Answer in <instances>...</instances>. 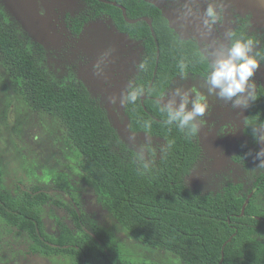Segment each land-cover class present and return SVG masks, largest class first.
Listing matches in <instances>:
<instances>
[{
    "label": "rangeland",
    "instance_id": "obj_1",
    "mask_svg": "<svg viewBox=\"0 0 264 264\" xmlns=\"http://www.w3.org/2000/svg\"><path fill=\"white\" fill-rule=\"evenodd\" d=\"M159 6L171 26L181 37L197 40L202 53L221 44L229 45V31L244 23L260 45L264 42V0H207L227 6V16L212 26L211 32L202 25L208 2L193 9V0H151ZM199 1L204 0H197ZM87 11L84 0H0L1 19L12 26L30 45L44 49L46 71L56 85L82 83L103 108L120 140L133 153L123 152L124 159L155 165L165 146L163 139L130 129L121 94L133 84L143 56L142 43L119 32L107 15L85 23L75 34L68 17ZM215 42V43H214ZM211 50V49H210ZM254 50V48H253ZM205 78V77H204ZM204 78L186 75L174 79L163 95L177 87L197 88L206 96L209 109L206 121L197 133L201 155L185 178V183L201 193H218L228 183L240 182L248 191L256 176L264 172L254 159L264 148L243 134L247 108H233L231 102L209 94ZM255 88L264 86V62L255 73ZM254 88V90H255ZM22 85L3 64L0 55V176L1 188L19 196L34 186L41 187L50 201L40 207L46 231L58 236L62 226L76 234L104 232L106 243L96 239L88 264H101L104 256L114 262H146L179 264L185 262L175 253L152 247L137 240L99 201L98 194L84 179L81 169L83 156L67 136L63 122L46 112L32 108L23 98ZM115 97L116 102L110 103ZM191 105H189V108ZM251 151L250 155H247ZM254 204L264 211V195L254 194ZM81 220V228L77 219ZM264 242V228L258 233ZM0 264H73L61 254H45L23 231L8 224L0 215Z\"/></svg>",
    "mask_w": 264,
    "mask_h": 264
},
{
    "label": "trees",
    "instance_id": "obj_2",
    "mask_svg": "<svg viewBox=\"0 0 264 264\" xmlns=\"http://www.w3.org/2000/svg\"><path fill=\"white\" fill-rule=\"evenodd\" d=\"M84 1L87 11L68 17L73 33L78 34L90 19L107 15L119 32L143 45L139 69L129 89H142V95L134 104L125 102V113L132 131L164 140L159 159L155 165L132 156L124 159L123 152L133 153L87 88L82 83H53L45 68L43 47L20 38L3 22L0 12V55L10 75L20 81L24 100L63 122L68 138L83 156L84 179L102 206L137 240L170 250L185 264H264V242L258 239L264 211L251 197L241 212L249 193L264 195V172L256 176L248 191L240 182L228 183L218 193L191 189L185 178L201 155L198 131L189 135L175 124L168 125L167 114L160 110V97L181 76V62L186 65V75L207 76L209 60L202 59L206 56L198 42L181 37L162 9L150 0ZM231 33L233 41L251 38L255 44L243 25ZM256 52L263 56L264 43ZM254 95L244 125L245 135L252 140L253 128L264 124V86H257ZM48 201L50 196L39 186L19 196L9 194L1 188L0 176V215L5 221L27 233L36 251L68 256L73 264H88L94 241L106 243L108 235L98 231L95 235L76 234L62 226L60 234L53 236L46 231L40 213ZM81 224L77 219L78 228ZM101 264L151 263L114 262L104 256Z\"/></svg>",
    "mask_w": 264,
    "mask_h": 264
},
{
    "label": "clouds",
    "instance_id": "obj_3",
    "mask_svg": "<svg viewBox=\"0 0 264 264\" xmlns=\"http://www.w3.org/2000/svg\"><path fill=\"white\" fill-rule=\"evenodd\" d=\"M222 12V5L209 3L204 9L203 27L211 32L212 26L221 19ZM191 14L192 9L188 8L185 15ZM228 35L231 38L232 33L229 32ZM253 47L251 38L234 41L230 39L226 48L222 44L215 49H212L211 45L205 47V51L213 57L208 64L209 72L204 78L209 94H215L222 101L231 102L233 108H247L249 101H255L253 77L264 62V56H261L259 52L253 54ZM207 58L202 57V59ZM179 67L181 79H185L186 65L181 62ZM140 95H142V89L122 93L121 104L124 102L134 104ZM115 102V97L111 98L110 103ZM189 105H191L190 108ZM208 109L206 96L195 87L187 90L177 87L168 94L166 100L164 97L161 98L160 110L167 114L166 123L175 124L178 130L186 131L189 135H195L199 128L205 125L206 121L202 118ZM253 138L256 143L264 144V124L253 128ZM250 154L251 151L247 155ZM254 159L258 161V168H264V148L256 151ZM175 264H179V261L177 260Z\"/></svg>",
    "mask_w": 264,
    "mask_h": 264
},
{
    "label": "flooded vegetation",
    "instance_id": "obj_4",
    "mask_svg": "<svg viewBox=\"0 0 264 264\" xmlns=\"http://www.w3.org/2000/svg\"><path fill=\"white\" fill-rule=\"evenodd\" d=\"M151 1V0H150ZM202 2H208V3H212V4H217V3H215V2H213V1H207V0H204V1H199L198 3H197V0H193V11H194V13H195V9L194 8H197V6H198V4L199 3H202ZM229 8L227 7V6H223V11L225 12V18H226V14H227V10H228ZM163 12V11H162ZM85 25V24H84ZM239 25H243L244 27H245V29H246V26L244 25V23H242V21H240V23H237L236 24V26L235 27H237V26H239ZM173 27V26H172ZM235 27H233L229 32H231ZM174 28V27H173ZM175 29V28H174ZM246 31L248 32V30L246 29ZM178 33V32H177ZM249 33V32H248ZM250 35H252L251 33H249ZM253 36V35H252ZM254 37V36H253ZM184 38H186V37H184ZM188 38V37H187ZM255 38V37H254ZM194 39V38H193ZM196 40V39H195ZM197 41V40H196ZM229 43H230V37H229ZM264 42H262L260 45H258V42H257V39L255 38V44H254V50H253V54H255V52H256V49L257 48H259L262 44H263ZM199 45V44H198ZM263 56H264V54H263ZM196 76H199V75H196ZM199 77H202V76H199ZM202 78H204V77H202ZM259 86H262V85H259ZM257 88V87H256ZM255 88V89H256ZM243 134L245 135V133H244V129H243ZM245 136H248V135H245ZM249 137V136H248ZM255 180V179H254ZM235 183V182H234ZM253 187V185L251 186V188ZM250 189V188H249ZM251 197H254V192H252V193H249L248 194V196H247V198H249V200H250V198ZM246 198V199H247ZM249 200H248V202H249ZM264 228V227H263ZM262 228V229H263ZM262 231V230H261ZM261 231L259 232V234L261 233ZM259 237V236H258ZM260 239V238H259ZM263 241V240H262Z\"/></svg>",
    "mask_w": 264,
    "mask_h": 264
},
{
    "label": "water",
    "instance_id": "obj_5",
    "mask_svg": "<svg viewBox=\"0 0 264 264\" xmlns=\"http://www.w3.org/2000/svg\"><path fill=\"white\" fill-rule=\"evenodd\" d=\"M248 200H249V198H247L246 200H245V202H244V204H243V206H242V214H243V212H244V209H245V207H246V204L248 203ZM231 239V237L224 243V245L229 241ZM223 245V246H224ZM222 258H223V249H222Z\"/></svg>",
    "mask_w": 264,
    "mask_h": 264
}]
</instances>
